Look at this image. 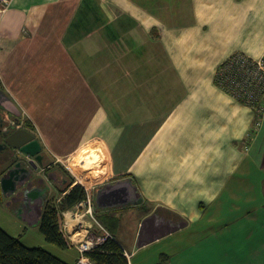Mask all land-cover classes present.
<instances>
[{"label": "crops", "instance_id": "obj_1", "mask_svg": "<svg viewBox=\"0 0 264 264\" xmlns=\"http://www.w3.org/2000/svg\"><path fill=\"white\" fill-rule=\"evenodd\" d=\"M238 52L264 56V0H13L0 98L15 114L0 115L42 149L15 152L1 130L0 202L40 229L72 161L95 152L94 217L129 264H264V108L216 83ZM24 166L33 186L16 189ZM86 210L63 213L83 227L73 240L105 235Z\"/></svg>", "mask_w": 264, "mask_h": 264}, {"label": "trees", "instance_id": "obj_2", "mask_svg": "<svg viewBox=\"0 0 264 264\" xmlns=\"http://www.w3.org/2000/svg\"><path fill=\"white\" fill-rule=\"evenodd\" d=\"M2 92L3 88L0 80V94ZM254 110L257 113V118H259V109L254 108ZM25 125L27 129L32 130L27 123ZM82 159V162L84 161L83 163H85V169H90L92 165H100V157L95 152H88ZM97 175L95 177H100V174ZM64 179L66 183L58 186V195L62 197L61 202L59 203L57 198H53L47 202L39 228L47 242L62 249H69L71 243L64 234L65 218L63 213L85 202L87 200V192L74 178L67 176ZM95 180L97 179L95 178ZM88 255L94 264H129L127 257L124 255L123 248L113 238L107 239L97 250ZM0 264L70 263L43 248H29L25 246L20 238L9 235L0 226Z\"/></svg>", "mask_w": 264, "mask_h": 264}, {"label": "built area", "instance_id": "obj_3", "mask_svg": "<svg viewBox=\"0 0 264 264\" xmlns=\"http://www.w3.org/2000/svg\"><path fill=\"white\" fill-rule=\"evenodd\" d=\"M12 1L13 0H0V12H6L10 8ZM216 83L221 90L230 95L237 102L253 109L258 108L259 111H261L264 108V56L260 59H253L242 52L234 54L218 68ZM256 127H259V122L255 124V128ZM83 181L80 180L79 184L85 188L87 200L81 203V205L86 207V214L91 216L92 220L105 235L93 236L89 234L91 238L84 241L73 240L72 237L82 232L83 227L81 224H78L73 227L74 230L70 233L68 230L70 226L67 222L64 225V233L79 253L76 264H94L88 254L97 250L100 245L104 244L107 239L112 237L94 217L92 189L86 186Z\"/></svg>", "mask_w": 264, "mask_h": 264}, {"label": "rangeland", "instance_id": "obj_4", "mask_svg": "<svg viewBox=\"0 0 264 264\" xmlns=\"http://www.w3.org/2000/svg\"><path fill=\"white\" fill-rule=\"evenodd\" d=\"M2 112L5 113L4 110L3 111L0 110V113ZM82 158L83 155H80L79 157H76L72 161V168L74 171L71 172L67 169L68 170V172L66 173L67 176H69L70 178H74V180H76V182L79 183L80 180L83 181L82 175L87 174L86 179L83 181V183L86 186H89V181L95 178L97 180H100V178L105 177L106 169H103L101 165L99 166L92 165L90 169H85L84 168L85 163H83L84 161L82 162L83 160ZM97 174L98 175L100 174L99 175L100 177H95ZM92 187H94L91 191V193L93 194V191H95L97 186L95 185ZM55 194H56L55 198H58L59 197L58 193ZM78 224L79 222H74L72 223L71 227H74ZM0 226L9 235L20 238L22 243L29 248H43L61 259L64 258L65 254H67L66 250L47 242L44 235L41 233L40 229L38 228L35 229L34 227H28L27 225H25L22 219L20 218V216L16 214V211L7 210L5 205L1 202H0Z\"/></svg>", "mask_w": 264, "mask_h": 264}, {"label": "water", "instance_id": "obj_5", "mask_svg": "<svg viewBox=\"0 0 264 264\" xmlns=\"http://www.w3.org/2000/svg\"><path fill=\"white\" fill-rule=\"evenodd\" d=\"M0 106L5 108L6 110L13 112L14 106L10 102L6 103H0ZM2 136L5 138V146L13 148L15 150H20L22 153L27 154L32 157H36L39 155L40 150H32L30 149L31 146L37 144V141L35 140L34 136L27 130L24 129H7L3 132ZM37 160L38 157H37ZM20 165H23L20 163ZM24 169L27 170V168L24 166ZM32 175V172H29Z\"/></svg>", "mask_w": 264, "mask_h": 264}, {"label": "flooded vegetation", "instance_id": "obj_6", "mask_svg": "<svg viewBox=\"0 0 264 264\" xmlns=\"http://www.w3.org/2000/svg\"><path fill=\"white\" fill-rule=\"evenodd\" d=\"M0 103H3V99L2 98H0ZM13 128L17 129L18 128L17 124L13 123V122H10V121H6L4 116H2V114H1L0 115V132H1L2 129H6L7 130V129H13ZM4 141H5V138H4ZM30 149H32L34 151H36L38 149L40 150L39 155L36 156V159H37V157L39 159V156H40V153H41V149H42L41 146L39 145V142L37 141V144L31 146ZM15 152H16V150H15ZM19 153L21 154V152H19ZM12 175L16 176L15 177V179H16V184H15L16 185V189L18 187H21V188H23V190H25V189H29V188H31L33 186V183L30 182V180L32 178V175L29 173L28 170L21 169V174L17 175V172H12ZM35 182L36 183H41L42 179L36 178Z\"/></svg>", "mask_w": 264, "mask_h": 264}]
</instances>
